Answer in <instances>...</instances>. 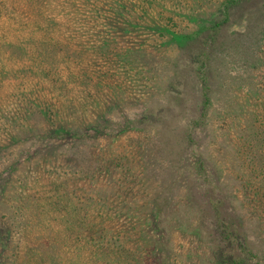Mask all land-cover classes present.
I'll list each match as a JSON object with an SVG mask.
<instances>
[{
	"label": "rangeland",
	"instance_id": "1",
	"mask_svg": "<svg viewBox=\"0 0 264 264\" xmlns=\"http://www.w3.org/2000/svg\"><path fill=\"white\" fill-rule=\"evenodd\" d=\"M227 1L0 0V166L18 158L29 168L0 205L1 216L12 214L2 218L12 242L28 223L25 242L47 227L23 195L68 182L94 219L78 230L102 224L131 231L135 247H158V263L140 264H224L213 225L221 213L238 218L253 244L252 253L225 250L264 264V210L249 204L257 189L237 176L264 193V176L246 170L250 154L264 165L253 127L264 110V64L250 67L261 76L254 84L238 79L240 50L257 47L264 0L225 10ZM202 71L212 105L196 125Z\"/></svg>",
	"mask_w": 264,
	"mask_h": 264
},
{
	"label": "trees",
	"instance_id": "2",
	"mask_svg": "<svg viewBox=\"0 0 264 264\" xmlns=\"http://www.w3.org/2000/svg\"><path fill=\"white\" fill-rule=\"evenodd\" d=\"M246 1L247 0H228L224 4V8L227 10L232 2L236 4ZM254 38H256L257 47L252 46L247 52H245L246 50H240L242 55L246 54V58L243 57L239 62L244 67L243 71L238 76L241 86H248L247 83L252 85L255 80L257 82L261 77L257 76L256 78L255 74L251 75L250 67L254 68V70L258 68L256 70L258 71L264 64V22L258 27L257 34L255 31ZM209 77L210 75L208 72L202 71L200 73L204 102L202 114L194 121L196 125H201L212 105L211 94L213 88L209 84ZM248 91H250V88L247 92ZM252 122L254 123V120ZM255 124L253 126L257 131L255 139L264 146V110L259 117L255 118ZM59 135H61V132ZM256 136L261 138L258 139ZM196 155L197 160L194 162L196 164L195 173L203 174V177H205L206 173H203L205 170V160L202 155ZM259 156L261 155L259 154ZM246 160V170H250V174L253 175L252 177L256 178L257 173L264 176V165L255 166L254 156H251V154L247 155ZM6 165L5 167L0 166L2 167L0 168V205L3 204V200L5 196H7V187L16 180L15 176L19 173L29 172V168L21 163L18 158H16L13 163L10 162V164ZM201 170H203V172ZM237 176L242 178L243 185L247 189H257L252 199L249 201V204H253V206L264 210V193L258 192V183L251 180L250 176L244 173L237 172ZM2 183L4 184L2 185ZM46 187H50V190H47ZM23 192H25V190ZM72 192V188H70L68 182H55L48 186L44 185V187L36 185V188L31 189L30 193L26 192L23 195V198H25L27 202L28 200L30 202V205H28L27 202L23 204L26 205V209L29 211L31 209L30 207H32L33 210H36V219L40 220V224L43 218L47 222L45 232L32 236V239H27L26 242L25 240L28 236V232L25 231L29 229V223L25 226L26 230L21 231L17 243H14L11 237V227H7L6 221L2 220L3 217L7 218L9 216L11 219L12 214L8 216L0 215V264H140L138 260L142 258H155L157 262L153 250L158 247H150L152 251H149L147 248L133 246L128 241L129 239H126L131 231L120 232L116 230L113 232L102 224L98 228H95L97 223L91 224L92 222L89 223L90 228L78 230L80 224L78 221L82 220V218L86 223L94 221V219L89 218V214L85 213L83 215L82 209L84 206L79 202H74L72 199ZM217 200L220 201V198ZM88 203L89 202H87L86 205H89ZM2 207H0V214L2 213ZM24 207L25 206L21 205L18 206V209H20L18 213L25 218L26 211ZM102 217L101 222L104 223ZM25 222H27V220H25ZM213 225L217 227L215 233L220 235V241L226 243L225 247H232L231 251L237 247L240 249L241 253H252L253 244L248 238L247 230L244 228L243 224L238 221V218L230 216V213H221L218 215L217 219H215V224ZM48 228L54 231H50ZM133 230H137L136 227ZM76 245H79V247ZM225 247L220 248L221 252L219 253V256H222L224 264H246V259L239 258L238 254L236 255L238 257H234L233 254L225 250Z\"/></svg>",
	"mask_w": 264,
	"mask_h": 264
}]
</instances>
